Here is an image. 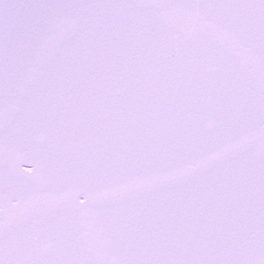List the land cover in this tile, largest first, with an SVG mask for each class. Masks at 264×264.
<instances>
[{"label": "snow or ice", "instance_id": "snow-or-ice-1", "mask_svg": "<svg viewBox=\"0 0 264 264\" xmlns=\"http://www.w3.org/2000/svg\"><path fill=\"white\" fill-rule=\"evenodd\" d=\"M0 264H264V0H0Z\"/></svg>", "mask_w": 264, "mask_h": 264}]
</instances>
